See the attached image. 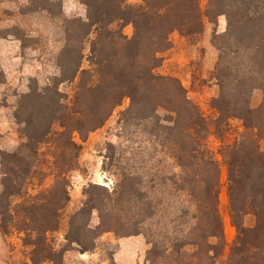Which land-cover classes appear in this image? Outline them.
<instances>
[{"label": "trees", "instance_id": "16d2710c", "mask_svg": "<svg viewBox=\"0 0 264 264\" xmlns=\"http://www.w3.org/2000/svg\"><path fill=\"white\" fill-rule=\"evenodd\" d=\"M82 3L86 21L70 20L71 29L56 57L59 74L42 88L34 83L19 98L14 117L22 125L24 142L13 152L0 151V231H23L32 247L33 264H62L64 250L52 248L47 232L55 229L56 214L68 201L66 173L77 168L81 150L74 136L84 141L127 99L118 119L121 130L132 127L149 136L163 165L150 167L154 160L149 157L143 177L138 173L139 150L131 173L117 157L112 191L97 185L85 191L83 206L69 216L66 242L81 253L91 251L102 233L119 225L132 231L123 236L143 235L148 245L143 264H264V0H207L204 12L198 0ZM221 15L226 30L212 38L218 51L214 68L218 95L210 106L216 115L206 117L177 78L155 69L161 63L160 53L169 48L171 32L196 36L203 30V17L215 23ZM128 24L130 37L122 32ZM91 30L88 66L81 69ZM64 83L74 85L71 95L59 89ZM254 90L262 93L256 107L251 106ZM232 118L242 121V131L229 140ZM210 136L219 141L218 149L208 145ZM63 155L65 167L53 175L62 189L63 204L52 207L48 223L37 228L35 202L48 203V193L40 191L25 201L23 215L14 220L10 198L37 175H51ZM170 161L175 171L168 173ZM222 168L229 220L236 231L227 253L218 211ZM93 211L99 223L90 228ZM248 214L255 217L253 227L243 223ZM36 249L43 254L41 260L35 258ZM109 264H116L112 257Z\"/></svg>", "mask_w": 264, "mask_h": 264}, {"label": "rangeland", "instance_id": "374dc122", "mask_svg": "<svg viewBox=\"0 0 264 264\" xmlns=\"http://www.w3.org/2000/svg\"><path fill=\"white\" fill-rule=\"evenodd\" d=\"M129 4L139 3V0H126ZM201 12L206 9L207 0H198ZM72 19L86 21V7L82 0H0V151L13 152L24 142L21 134L22 125L14 117L19 98L28 92L29 87L36 83L39 88L49 84L51 79L59 74L56 57L65 44L67 29H71L69 22ZM203 30L192 37L173 31L168 35L169 48L160 53L161 63L155 73L175 77L186 91L187 97L193 101L206 117H214L215 111L210 106L212 98L218 95V86L214 79V68L218 51L212 43L213 35L223 34L226 30L225 16H218L215 23L203 17ZM115 28V24L112 25ZM93 30L85 39L84 59L81 69L87 68L86 55L89 52L90 41L93 39ZM123 34L130 37L132 26L125 25ZM71 84H61L59 89L71 95ZM262 99V93L254 90L251 95V106L256 107ZM129 101L124 99L117 106L105 123L96 130L88 133L84 141L75 135L74 139L81 145L78 156V165L74 170L66 173L68 186L66 194L68 201L57 212V224L53 231L47 232V237L55 251H63L62 264H109L116 252L117 240L131 236V229L118 227L116 230L102 233L94 244V249L81 253L75 244L69 245L65 240L69 216L80 209L87 198L85 192L91 185H97L111 192L115 182L114 160L120 157L122 166L131 173V165L135 158V151L139 150L137 164L138 173L146 177V167L149 157H153L154 169L163 165L161 153L151 149L150 137L142 131L130 127L121 130L119 114L128 106ZM242 131V121L230 119L226 138L232 140ZM208 145L214 150L218 149L219 141L210 136ZM264 147V144H262ZM156 150H158L156 148ZM111 155L113 157H111ZM220 161V156H217ZM67 158L58 157L57 167L52 172L44 171L43 174L33 178L22 192L10 198V211L15 214L14 220H19L23 215V205L30 196L46 191L48 203L36 201L33 216L36 227L40 228L50 219V209L63 204L62 189L53 180L57 169H64ZM148 169V168H147ZM165 170L174 172V163L170 161ZM1 180V174H0ZM221 188L218 196V211L223 223L225 238V253L235 238L236 231L231 226L228 212L227 192L225 186V170H221ZM2 191L0 181V193ZM99 191L94 190V193ZM23 209V210H22ZM99 223L96 211L91 213L89 227L94 228ZM243 223L246 227H253L255 217L248 214ZM135 236V235H132ZM138 236V235H136ZM146 244L143 235H139ZM23 231L9 229L6 234L0 231V264H33L31 261L32 247L26 244ZM134 245H137L135 243ZM146 250L148 245L145 246ZM145 250V252H146ZM145 252L139 264L144 263ZM35 258L42 259L40 249H36ZM36 264H51L39 261Z\"/></svg>", "mask_w": 264, "mask_h": 264}, {"label": "crops", "instance_id": "0c3cea01", "mask_svg": "<svg viewBox=\"0 0 264 264\" xmlns=\"http://www.w3.org/2000/svg\"><path fill=\"white\" fill-rule=\"evenodd\" d=\"M135 243H137V245H134ZM117 244V250L113 254V260L116 264L140 263L146 250V244L139 235L119 239L117 240Z\"/></svg>", "mask_w": 264, "mask_h": 264}]
</instances>
